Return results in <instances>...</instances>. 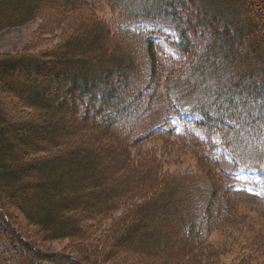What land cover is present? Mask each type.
<instances>
[{
	"label": "trees",
	"instance_id": "trees-1",
	"mask_svg": "<svg viewBox=\"0 0 264 264\" xmlns=\"http://www.w3.org/2000/svg\"><path fill=\"white\" fill-rule=\"evenodd\" d=\"M7 1L0 0V32L48 14L64 20L62 31L68 30L46 52L0 58L2 80L40 74L32 88L42 89L40 96L21 95L18 118L41 112L54 120L61 114L77 131H95L89 149L114 157L115 164L106 163L110 179L100 175L98 184L86 181L68 193L53 180L70 179L83 167L92 175L96 167L80 149L69 148V141L80 138L69 134V141L58 144L42 135L45 146H33V138L23 137L22 120L13 125L0 109V264H130L116 243L139 235V225L149 228L162 214L163 232L185 242L167 262L224 264L225 251L208 238L231 226L233 208L257 200L236 187L230 174L255 171L264 183V0ZM102 3L113 20L96 15ZM134 22L167 29L166 45L176 55L165 53L151 34L132 30L128 24ZM41 28L38 36L53 30ZM172 120L183 125L180 132ZM168 141L197 155L196 173H169L154 150L143 152L148 144ZM26 166L50 172L40 177L22 170ZM32 188L29 199L16 193ZM12 208L42 241L76 244V257L36 249L11 222ZM119 209L121 216L112 218ZM105 221L110 224L103 230ZM157 232L151 230L154 241ZM164 236L165 242L170 232ZM133 251L129 255L157 257V249ZM245 252L238 264H264L261 247L249 244Z\"/></svg>",
	"mask_w": 264,
	"mask_h": 264
},
{
	"label": "rangeland",
	"instance_id": "rangeland-1",
	"mask_svg": "<svg viewBox=\"0 0 264 264\" xmlns=\"http://www.w3.org/2000/svg\"><path fill=\"white\" fill-rule=\"evenodd\" d=\"M23 1H26V4H37L42 3L45 0ZM7 2H12V0H8ZM150 2L148 4H150ZM1 11H3V9H1ZM96 15L104 21H111L115 18V14L104 3H102L101 7L97 9ZM45 18L46 19L44 20L40 18L35 19L25 25L6 29L0 32V58L6 56L14 57L28 53H43L59 44L66 36H68V30H66L65 32L62 31L63 27L65 26V22L63 23L64 20H56L55 16L49 14L46 15ZM56 25L59 29L55 27ZM128 25L132 30H139L140 32L151 34V36H153L159 43V45L164 49L165 53L171 56L176 55L175 52L166 45L167 38L169 37V31L167 29L145 22H134L129 23ZM41 26L45 28L47 27V31L48 27L51 26L53 30L49 32V35L43 34L41 36H38L39 29H42ZM52 26H54L55 28ZM35 37H37V43H34ZM28 73L30 74L28 77L29 79H21L20 77H17L14 80L8 81L6 80V78L2 80L0 75V109L4 110V112L7 114L6 121L15 125V123H17V120L18 122H20L19 120H22L23 137H28L30 138V140L31 138H33V146H45L43 144L44 140H42L41 138L44 135L50 137L58 144L60 142H62L63 144L66 140L69 141V138H65L66 135L68 136L69 134L71 135L74 133L80 138V140L78 139V141H76L74 138H71L72 140L69 142H72L74 144L69 148L71 150H75L76 148L80 149L79 151L87 157L88 161H90L92 165L94 163L96 166L95 169L92 170V175H90L88 170L84 167L82 169L77 168L74 171L76 176H73L72 178L66 180H62V178L54 179L53 182L55 181L65 185V187L68 189V193H72L73 191L78 192L79 186L83 184L85 185L86 181L89 183L88 185H90L91 182H96L98 184L100 175H102L105 179L107 177H109V179L113 177V170L109 166H107L108 164L106 163H111L114 165L115 162L114 159H112L114 157H110L106 153H100L89 149L88 145L91 144L90 140L93 139L95 131L91 130L85 132V130L88 129L85 127V129L82 128V130L77 131L75 128L76 125H74L73 122L67 120L64 123L62 121L61 117L58 116L61 114L56 115V118L54 120H51L48 113L44 114L41 112L35 113L34 116L29 119L18 118L17 114L19 110L17 108L18 106H22L20 103L21 95L23 96V98H32V92L37 93L40 96V92L42 90L36 88V90L38 91H32L33 86H37L38 84L37 80L41 79L40 74H34L32 71H29ZM50 84L53 83L50 82ZM4 86L8 88L7 90H10L11 93L5 89H2L4 88ZM42 86H46L45 83L41 84L40 88ZM20 109H22V111L29 112V110L23 107ZM172 121H176L175 123L172 122V124H174V127L177 125L176 132H180V129L181 127H183V125L179 124L177 120ZM36 133L39 134L36 135ZM199 138L202 139V136L199 135ZM211 140L213 146H215L218 142L217 139L213 136L211 137ZM64 147H66V144ZM64 147H60V149ZM56 149L57 148L51 147L52 151H55ZM151 150H154V154L159 157L160 160L164 161L162 165L163 170L169 173L179 171L196 173L197 170L201 167L200 161L196 159L197 155L190 151L189 148L184 149L179 145H173L170 141H168L165 145H162L159 142L148 144L144 148L143 152H148ZM98 166H100V168H98ZM61 167L60 168L62 169V173L67 170V166ZM111 167L113 166L111 165ZM22 170H28L29 174L35 172V174L40 175V177L43 175H49L50 172V170L44 168L41 169L39 166H32L31 168L26 166L25 168L22 167ZM237 173H239L242 178L237 179L234 176V185L246 189L250 194L255 195L257 200H253L252 202L250 201V203L248 201L243 205L233 208V210L229 213V225L231 226L221 229L220 231L212 232V234L208 238V244L222 248L225 251L222 253V258H220V260L224 264H238L241 261V258H243L245 254H247L245 250L247 249L249 244L252 245L255 249L261 247L264 252V183H262L263 181L256 178L257 173L255 171H246L240 168ZM34 182L39 183L38 181ZM133 185L134 184H132V188ZM35 191L36 188H32L27 192H21L20 190H18L16 193L19 198L29 199L30 195H32V193H34ZM95 193L100 194L101 192L99 193L97 190H95ZM8 212V215L11 218L10 220H12L11 222L14 223L17 228L19 227L22 235H26L28 242H33L34 247L39 251L53 255L76 257V244L67 239L44 242L40 239V237L33 234L31 228H29L22 222L21 218L18 215V212H16L14 208H12L11 210L9 209ZM121 214L122 209H119L113 214L112 218H118L119 216H121ZM163 217V214L161 216H158V218L150 224L149 228L147 227L148 224L144 222L143 225L145 227H143L142 224L138 227V231L140 232L139 235H131L127 239L116 243V247L121 249L122 252L127 255L125 259H130L132 261L130 264H172L170 262H167L168 259H171L169 258L171 257L170 253L176 252V250L180 246H185V242L183 240L181 241L182 238H180V236L176 235L175 232L172 231H169L170 238H167L164 242V235L169 232H163L167 231V229H163L166 227V224L164 223L166 220L164 221L165 217ZM109 224L110 221H105L102 225V229L105 230L109 228ZM151 230H153V232L158 231V235H156L157 238L159 237L158 240L154 241L153 237L150 235ZM108 236L109 235H106V237L103 236L105 237L106 241L108 239ZM131 248L139 252L149 251L150 249H157V257H137L135 253L134 255L133 253L129 255ZM165 258L166 260L165 262H163ZM258 262L259 260H257V262L255 263ZM176 264L179 263L176 262ZM184 264H186V262H184Z\"/></svg>",
	"mask_w": 264,
	"mask_h": 264
},
{
	"label": "snow or ice",
	"instance_id": "snow-or-ice-1",
	"mask_svg": "<svg viewBox=\"0 0 264 264\" xmlns=\"http://www.w3.org/2000/svg\"><path fill=\"white\" fill-rule=\"evenodd\" d=\"M186 114V113H185ZM252 115L255 117L256 116V113H252ZM243 118V117H242ZM178 119V118H177ZM176 121H173V123H175ZM231 123H233V124H235L236 123V121H230ZM260 127H261V129H262V132H261V135H264V123H262L261 125H260ZM230 175H233V176H235L237 179H241L242 177H241V175L239 174V173H231ZM249 191H250V189H249Z\"/></svg>",
	"mask_w": 264,
	"mask_h": 264
}]
</instances>
